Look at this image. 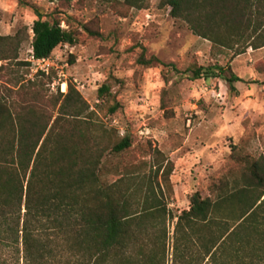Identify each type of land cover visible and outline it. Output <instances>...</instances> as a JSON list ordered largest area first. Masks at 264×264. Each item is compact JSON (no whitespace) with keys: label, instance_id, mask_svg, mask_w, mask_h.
I'll use <instances>...</instances> for the list:
<instances>
[{"label":"trees","instance_id":"trees-1","mask_svg":"<svg viewBox=\"0 0 264 264\" xmlns=\"http://www.w3.org/2000/svg\"><path fill=\"white\" fill-rule=\"evenodd\" d=\"M122 1L138 9L147 2ZM160 3L214 47L233 55L264 47V0ZM35 12V59L49 58L59 45L76 44L75 30ZM15 38L0 34L2 65L18 58ZM137 62L148 68L166 66L155 56L147 58L144 47ZM187 70L192 80L223 78L231 88L241 80L229 64L192 63ZM97 96L108 102L110 115L121 107L108 84L98 88ZM54 105L55 114L46 113L37 101H10L0 91V264H165L164 232L160 228L150 235V216L164 222L165 208L150 204L149 190L142 207L135 208L128 181L106 178L110 157L128 150L131 138L112 141L72 83L66 93L58 92ZM238 160V178L212 182L206 196L193 192L188 209L177 216L175 230L181 237L173 247L175 263L264 264V151ZM167 167L169 176L171 162L163 168L162 180Z\"/></svg>","mask_w":264,"mask_h":264},{"label":"rangeland","instance_id":"rangeland-1","mask_svg":"<svg viewBox=\"0 0 264 264\" xmlns=\"http://www.w3.org/2000/svg\"><path fill=\"white\" fill-rule=\"evenodd\" d=\"M35 10L78 36L75 45L53 50L47 72L31 59ZM0 34L19 43L18 58L0 62V91L10 101H37L55 114V97L72 83L112 141L131 138L128 150L110 157L106 178L128 181L135 208L142 207L146 190L150 204L165 208L164 222L150 216V235L161 228L165 264H181L173 256L181 237L175 223L190 195L206 196L212 182L234 181L242 166L238 157L257 158L264 151V47L240 55L214 47L171 17L160 0H147L140 9L122 0H0ZM142 47L147 58L155 56L166 66L140 65ZM192 63L229 64L241 80L233 88L223 78L192 80L187 70ZM102 84L121 104L113 115L97 96ZM167 161L172 171L168 176L165 168L162 180ZM191 251H198L193 241Z\"/></svg>","mask_w":264,"mask_h":264},{"label":"built area","instance_id":"built-area-1","mask_svg":"<svg viewBox=\"0 0 264 264\" xmlns=\"http://www.w3.org/2000/svg\"><path fill=\"white\" fill-rule=\"evenodd\" d=\"M31 59H32V61H34V62L37 64V66H38V65L40 66V67H39L40 70H42V71H44V72H47V71H48L47 67H44L45 65L48 64V58L35 59V58L33 57V55H32V52H31ZM36 70H37V68H36ZM62 75H63V74H62ZM64 85H65V83L63 82V83H62V88H61L62 91L65 90Z\"/></svg>","mask_w":264,"mask_h":264}]
</instances>
